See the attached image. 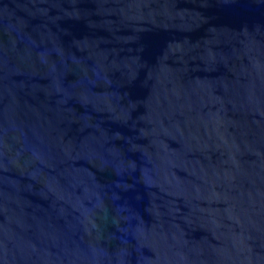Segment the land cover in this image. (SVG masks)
Masks as SVG:
<instances>
[{
    "label": "water",
    "instance_id": "obj_1",
    "mask_svg": "<svg viewBox=\"0 0 264 264\" xmlns=\"http://www.w3.org/2000/svg\"><path fill=\"white\" fill-rule=\"evenodd\" d=\"M0 264H264V0H0Z\"/></svg>",
    "mask_w": 264,
    "mask_h": 264
}]
</instances>
